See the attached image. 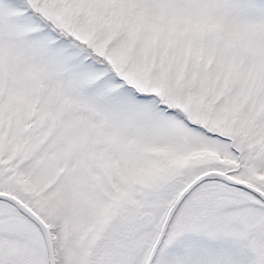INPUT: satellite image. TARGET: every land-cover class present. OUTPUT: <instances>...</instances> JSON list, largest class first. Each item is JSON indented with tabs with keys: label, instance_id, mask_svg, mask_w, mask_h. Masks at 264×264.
I'll return each instance as SVG.
<instances>
[{
	"label": "snow or ice",
	"instance_id": "obj_1",
	"mask_svg": "<svg viewBox=\"0 0 264 264\" xmlns=\"http://www.w3.org/2000/svg\"><path fill=\"white\" fill-rule=\"evenodd\" d=\"M0 264H264V0H0Z\"/></svg>",
	"mask_w": 264,
	"mask_h": 264
}]
</instances>
